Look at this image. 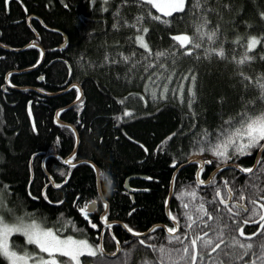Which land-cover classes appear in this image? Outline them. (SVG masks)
Listing matches in <instances>:
<instances>
[{
	"label": "trees",
	"instance_id": "1",
	"mask_svg": "<svg viewBox=\"0 0 264 264\" xmlns=\"http://www.w3.org/2000/svg\"><path fill=\"white\" fill-rule=\"evenodd\" d=\"M195 4L196 0H186L184 12L163 17L142 0H0V44L21 49L34 41L44 51L41 63L34 70L11 74L10 86H6L5 75L35 65L40 49L32 46L13 52L0 47V202L12 210L9 214L34 219L61 236H80L94 245H99L104 230V253L115 251L113 236L121 246L119 253L129 255L126 264H163L158 252L161 246L179 254L174 249L188 245L190 251L185 258L189 260L190 238L195 234L204 240L211 239L214 244L220 242L218 237L222 232L228 244L232 243L229 232L244 244L255 246L264 241V229H243L244 236L236 227L227 229L224 224L223 229L217 217L219 211L210 224L207 217H203L198 221L200 228H195L194 233L186 230V211L195 219V207L199 203H204L211 213L218 209L210 207L211 192L198 189L194 183L196 164L186 165L177 173L169 205V213L179 223L175 235L184 240L183 245L168 243L169 235L161 228L139 239L127 235L117 224L106 227L100 218L107 202V222L122 223L134 232H144L158 224L173 227L165 213V204L172 174L178 166L194 156L207 159L211 163L205 165L201 173V178L205 179L221 164H236L238 159L245 167L254 163L259 148L251 149V158L234 156L233 148H229L231 158L222 161L210 150L200 152L199 147L201 144L207 147V142L223 141L233 126H240L237 120L246 109L264 110L259 89L252 85L245 87L248 82L240 75L242 71L252 78L264 77V40L247 53L252 57L250 62L237 65L233 60L245 54L249 37H264V18L261 17L264 0H200L199 8H195ZM28 16L38 17L45 27L64 34L67 38L64 47L58 49L63 41L59 33L44 29L35 19L30 21L33 33L27 25ZM152 16H161L169 23L153 20ZM137 17H143L142 21L137 22ZM203 18L209 21L204 33L218 28L215 44L209 43L206 35L202 37L196 32ZM143 28L148 29L146 34L138 31ZM141 34L153 54L163 52L165 55L159 59L155 55L149 57L136 43V36ZM182 35L192 37L201 47L182 48L173 40L174 36ZM237 40L239 43L235 42ZM221 46L225 58L215 54L206 58L209 52L205 49ZM188 51L192 54L186 55ZM124 57L129 58L127 63ZM149 64L152 67H147ZM192 74L196 76L194 84L190 79H183ZM169 76L170 82L165 79ZM73 83L80 87L82 100L62 111L59 121L72 125L77 132L75 167L64 164L75 146L74 133L54 119L58 109L76 99L75 88L64 92ZM165 84L169 91L163 93L161 99ZM20 87L51 96L16 89ZM189 87L196 94L191 108ZM125 112L131 115L125 116ZM229 120L232 125L226 123ZM79 161H88L111 176L114 190L110 195L105 193L104 202L100 200L92 166L77 164ZM43 166L54 185L46 177ZM232 170L219 172L214 181L218 182L223 176L226 181L240 186V191L245 190L250 177L241 175V183H235L238 178ZM257 170L258 191L254 192L260 196L261 192L264 194V153ZM140 176L147 179L137 178ZM127 179L129 191L124 189ZM64 180L67 182L61 185ZM184 188L197 192L196 201L188 210L182 207L186 201L178 198ZM99 191L101 193V188ZM92 200L97 201L96 209L84 220L78 206ZM108 229L112 230V236ZM141 240H147L148 247L140 244ZM10 244L13 250L20 252H39L18 234L10 238ZM199 245L197 241L198 251H204ZM227 250L223 243L215 252L209 247L206 251L211 255H204L203 260L198 261L252 264L256 258L250 253L243 259L229 260L222 255V251ZM117 256L98 254L97 258L112 260ZM60 259L67 260L66 257ZM0 264L8 262L0 257Z\"/></svg>",
	"mask_w": 264,
	"mask_h": 264
},
{
	"label": "snow or ice",
	"instance_id": "2",
	"mask_svg": "<svg viewBox=\"0 0 264 264\" xmlns=\"http://www.w3.org/2000/svg\"><path fill=\"white\" fill-rule=\"evenodd\" d=\"M107 2V0H105ZM143 3L151 5L152 8H155L157 12L161 13L163 17H170L173 15V13H179L185 11V3L186 0H142ZM200 6V0H196V4L194 5L195 8H199ZM227 7V5L225 6ZM205 11H210V9H206ZM261 17L264 18V13H261ZM143 17H137V22L142 21ZM153 20L159 21L163 24H168L169 21L166 19H162L161 16H152ZM209 21L206 18L202 19V23L197 26L196 32L200 33V35L207 36V41L209 43L215 44L216 40L215 37L218 32L217 29H213L208 33H204L203 29L207 26ZM130 27H136V25H129ZM115 27V26H114ZM138 31H142V33L146 34L148 32L147 28H143L142 30L138 29ZM136 43L140 48H143L145 52L148 53L149 57L155 55L157 59L159 57H162L165 55L163 52H158L153 54L151 49L149 48V45L145 42V37L143 34L136 36ZM173 40L177 41L182 48L188 47L189 45L191 48L199 49L201 47V44L196 42L192 37H189L187 35L182 36H174ZM264 40V37H249L247 44H246V51L245 54L238 60H236L235 57H233V60L237 63V65H244L246 62H250L252 60V57L249 56L247 53L252 52L258 44H260ZM236 43H239V40L235 41ZM34 46V45H30ZM206 52H209V56L206 58H210L211 54H215L216 56L220 58H225V52L223 47L219 48H212V49H205ZM186 55H191L192 52L188 51L185 53ZM128 57H124L125 63L128 61ZM147 67H152L151 64L147 65ZM174 75V73H173ZM240 75L242 76L243 80L247 81L248 84L245 85L247 87L248 85H252L255 88H258L260 91V97L264 99V77H256L252 78L247 75H245L242 71L240 72ZM165 79L171 81V77H165ZM184 80H191V82L194 84L196 80L195 74H192L190 77L185 76L183 77ZM154 83V81H153ZM163 92L161 94V99L164 98L163 93H167L169 91L167 85H163ZM183 85L180 87V92H183ZM76 91L79 93V89L77 88ZM188 95L191 97L189 100V107L191 108V105L195 102V92L193 91L192 87H189ZM155 96V93H153ZM77 99L79 100L80 97L78 96ZM249 103H252L251 101ZM29 114L31 115V110L29 108ZM59 116V113L57 114ZM125 116H130L131 113L125 112ZM226 123L229 125H232V121L229 120ZM237 123L240 125L239 127L233 126V130L228 133L225 137V139L219 143H211L207 142V147H205L203 144L199 147L200 152H204L206 150H210L214 156H216L218 159H221L222 161H226L230 159L228 155V149L233 148L232 155L234 156H240V155H250L251 149L255 148H261L264 149V144L261 142L264 141V110H261L259 112H255L254 110L246 109L244 112L240 114L239 120H237ZM33 130L35 131V125H33ZM171 139V137H169ZM75 157H72L65 161L66 164L75 167V164H73V160ZM207 163H211V161H207ZM175 166V165H174ZM94 172L96 173V181H97V187L101 188L102 186V180L105 178V172L98 168H93ZM241 172L244 173H252L253 169L251 168H241ZM197 180L199 181V176L197 177ZM67 182V181H65ZM201 185L203 184V181L199 182ZM227 186V182H225ZM56 187H60V185H56ZM99 194V193H98ZM184 193H181V196H183ZM188 196L192 198L193 201L197 198V192L191 191L187 193ZM221 192L219 189L216 191V198L219 199V203L224 205V207L228 210L230 213V216L227 219H232L233 217L237 216L240 211H243L245 213H251V216L247 218L245 223H247L249 220H252L254 216L257 215L256 212V204L257 201L254 198V194L252 197H249V203L253 206L252 208H246L243 205L236 204L229 207V205L225 202L224 199H220ZM228 197L231 198V190L228 193ZM240 200L245 199L243 195H240L238 197ZM47 199V197H45ZM97 201L92 200L90 202H85L83 206H78L81 214L84 216L85 219H88L89 213L92 211V208L96 205ZM6 207V205H4ZM105 209V213L108 209L107 202L103 205ZM182 207L185 210H188L190 208V204L188 202H183ZM233 208L236 209V211H233ZM8 211L11 213L12 210L8 209ZM218 209L213 210L212 213H210L206 208L204 203H199L198 206L195 207L196 212V218H193V215L186 211L185 215L188 220V224L186 225V230H192L193 233L195 232V228H200V224L198 221L202 220L203 217H207L209 221H211L214 218V215L216 212H218ZM170 218L173 220L174 225L173 227L168 228L169 233V240L168 243H174L179 242L180 244H184V240H182L179 236H176V232L179 228V223L177 221L176 217L171 216V213L169 214ZM102 222L107 226L111 227L110 224L107 222V215L103 216ZM259 222H261V227L264 228V206H261V210L259 212ZM91 223V221H89ZM95 227V225H92ZM205 227H208V225H205ZM225 227H227V223H225ZM129 231H132V229H128ZM239 231V234L241 236H244V230L242 228H237ZM77 231H82L77 229ZM14 234H20L25 237V240L30 245H35V247L39 250V253L46 254L44 256L38 255V254H30L28 252L24 253H18L17 251L13 250V246L10 244V238ZM262 233H254L253 235H261ZM133 235H139L138 233L133 232ZM205 235L207 233L205 232ZM228 235L231 236L232 243L228 244L225 240V233H221L218 237L219 243H213L211 239L204 240L202 236L195 234L193 238H190V246H191V253L189 260L186 262V264H197L198 260H203L204 255H211V252H207L206 250L211 247V251L215 252L217 249L221 248V244L223 243L225 245V248L228 249L227 251H222V255L224 257H227L229 260L234 259H243V257L248 256L250 253L251 255L255 256V260L252 261V264H264V241L259 242L257 245H253V243H241L239 240L236 239L235 235H232L231 232L228 233ZM102 239V237H101ZM246 240H251L252 237H245ZM197 241H200L199 248L204 251H198L197 249ZM140 244L145 245L148 247V245L145 244L144 240L139 241ZM155 250V246H152ZM255 248V250H254ZM237 249H242L243 251H237ZM175 252L180 253L182 252L184 255L180 256V261L184 260V257L188 255L190 248L188 245H185L181 249H174ZM159 252L162 253L160 259L163 261L165 257H167L169 260H171L170 253L165 249V247L161 246L159 248ZM98 254H103V246L102 245H94L90 243L87 239H75L73 236L69 235L65 238H61L58 231H54L51 228H45L42 227L41 224L37 223L34 219L32 220H26L24 217H16L15 222L9 223L3 215H0V257H3L5 260H7L8 264H29V261L32 262V264H82L81 257H97ZM66 257L67 260H59L57 257ZM84 264H88V261H84ZM217 264H228V261H222L217 262Z\"/></svg>",
	"mask_w": 264,
	"mask_h": 264
},
{
	"label": "water",
	"instance_id": "3",
	"mask_svg": "<svg viewBox=\"0 0 264 264\" xmlns=\"http://www.w3.org/2000/svg\"><path fill=\"white\" fill-rule=\"evenodd\" d=\"M31 19H35V20H37V21L42 25V27H43L44 29L59 33V34L63 37V41H62V43L59 45L58 49H62V48L64 47V45H65V43H66V41H67V38H66V36H65L64 34H62L61 32H59V31H57V30H53V29H49L48 27H45V26L40 22V20H39L38 17H35V16H28L27 19H26V20H27V25L30 27V29H31V31H32L33 33H35V32L33 31V29H32L31 26H30V21H31ZM30 45H34V47H38V48L40 49V58H39L38 62H37L35 65H33V66H31V67H28V68H26V69H23V70H21V71H10V72H8V73L5 75V83H6V86H10V82H9L8 78L10 77L11 74H21V73H25V72H29V71H31V70H34V69H35V68L41 63V61H42V59H43V57H44V51H43V49H42L39 45H37L36 43H34V41H30L28 44H26V45H25L24 47H22L21 49H14V48H10V47H7V46H4V45H1V44H0V47H1L2 49L7 50V51H13V52H17V51H20V50H24V49H26V48H28V47H32V46H30ZM11 87H12V86H11ZM71 88H75V89L78 88V89H79V93H78L77 97L79 96L80 99L78 100L77 97H76V99H75L71 104H69L68 106H66V107H64V108H62V109H58V110L55 112V115H54L55 122H57L58 124H62V125H64V126L69 127V128L73 131L74 136H75V146H74V149H73L72 153H71L68 157H66V158L64 159V164L67 165V166H68V164H66L65 161H67L68 159L72 158V157L75 155L76 150H77V147H78L79 138H78V135H77V132H76L75 128H74L72 125H70V124H66V123L60 122V121H59V116H58L57 114L59 113V115H60V113H61L62 111L67 110V109H69V108L75 106L76 104H78V103L82 100V91H81L80 87L78 86V84H76V83L70 84L69 87H68L64 92L68 91V90L71 89ZM2 89H4V88H2ZM16 89H18V90H30V91H35V92H37V93H39V94H41V95H44V96H51V94H49V93L41 92V91H39V90H34V89H32V88H29V87H20V88H16ZM56 94H60V93H56ZM56 94H55V95H56ZM262 144H264V141H262ZM263 151H264V149L259 148V150H258V152H257V160H256L255 164H253V166L251 167V169L255 170V169L257 168V166H258V165H257V164H258V159H259V157L261 156V154L263 153ZM207 161H208L207 159H204V158H202V157H200V156H194V157L190 158L188 161H186L184 164L180 165V166H179V167L173 172V174H172V179H171V182H170V188H169L170 191H169V194H168V196H167V199H166V205H165V213H166V215H167V218H168L169 223H170L172 226H175V225H174V222H173V220L170 218V215H169V214H170V213H169V204H170V201H171L172 196H173V186H174V179H175V176H176L177 173H178L183 167H185L186 165H189V164H196V165H197V170H196V173H195V176H194V183L196 184V186H197L198 188H204V187H206V186L210 183V181L212 180L211 177H207L206 179H202V178L200 177V174H201V171H202L203 167H204L205 165H210V163H207ZM81 163H87V164L91 165L92 168L95 167L92 163H90V162H88V161H79V162H77V164H81ZM225 167H228V166L226 165V166H221V167H218V168L221 170V169H223V168H225ZM235 167H236L238 170H240V168H239L238 165L235 166ZM95 168H96V167H95ZM43 171H44L46 177L49 179L50 183H51L52 185H54V183L52 182L50 176L47 174V172H45V170H44V166H43ZM243 173H244V172H243ZM95 175H96V173H95ZM198 176H199V181L197 180V177H198ZM141 179H147V178H146V177H141ZM128 180H129V179H127V181H128ZM65 181H66V180H64V182H63L61 185H64ZM200 181H203V184H202V185L199 183ZM61 185H60V186H61ZM55 187H56V186H55ZM98 193H99L100 200H102V202H104V201H103V197H101V193H100L99 190H98ZM95 209H96V205L92 208V211L89 213V215L92 214V213L95 211ZM79 213L81 214L80 210H79ZM106 213H107V212H106ZM106 213H105V210H104V211L101 213L100 218H102L103 216H105ZM81 215H82V214H81ZM82 216H83V215H82ZM83 217H84V216H83ZM84 220H87V219L84 218ZM108 224H110V225L117 224V225H119V226L122 227L123 231H124L127 235H129V236H131V237H134V238H139V239H140V238L142 239V238L146 237L147 235H149V234L151 233V230L154 229V228H161V229L164 230L165 233L169 234L168 231H167V230H168L167 226H166V225H162V224L154 225V226H152L150 229H148L147 231H144V232H135V233H138L139 235H133V232H134V231H129L128 228H127L124 224H122V223H119V222H108ZM108 234H109L110 236H112V230H111V229H109ZM103 236H104V235H103V232H102V233L100 234V237H99V245H102ZM101 237H102V239H101ZM112 239H113V241H114V243H115V251H114L113 253H105L106 256H107V257H110V258H111V257H114V256H116V255H118L119 252H120V250H121V246H120L119 242H118L116 239H114L113 236H112Z\"/></svg>",
	"mask_w": 264,
	"mask_h": 264
},
{
	"label": "flooded vegetation",
	"instance_id": "4",
	"mask_svg": "<svg viewBox=\"0 0 264 264\" xmlns=\"http://www.w3.org/2000/svg\"><path fill=\"white\" fill-rule=\"evenodd\" d=\"M257 149L258 148H256V150ZM250 151H251V154L247 155V157H249V158H251V155L253 154L252 153L253 150H250ZM240 160L241 159H238V160L235 161L240 169L241 168H251L253 166V164L251 163L250 166L247 165L248 167L247 166L245 167L243 164H241ZM232 171H234L236 173V177L238 178L237 180H235V183H238V184L241 183V181L239 180L241 175L245 174V175L250 177L249 179L251 181H250L249 185H247V188L245 190L240 191V188H241L240 186L238 187V185L232 184L233 183L232 181H230V182L226 181L225 177H223V176L218 182L214 181V179H215L217 174L213 177V179L211 180L209 186L207 188H205V189H207L208 191L211 192V198L212 199H209L210 207H214V208H218L219 209L220 213H219V216H217V217H218L219 222L222 223L220 227H222L224 229L223 226H224L225 223H227V229L228 228L234 229L235 227H236V229L237 228H242V229H264V228L261 227V222H259V212L261 210V206H264V194H263V192H261V194L259 196L257 193L254 192V191H258L257 178H258V172L259 171L257 170V168L255 170H253L252 173H247V174L246 173L243 174V172H241L240 170L238 171V170L234 169ZM225 182H227V186H226ZM217 189H219V191L221 192L220 199H224L225 202L229 205V207H231L232 205L240 204V205H243L246 208H252L253 206L249 203L248 198L252 197L253 194H254V198L257 201V204H256L257 215L254 216L252 218V220H249L247 223H245V221L247 220V218L249 216H251L250 212L249 213H245L243 211H240L237 216L233 217L230 220L227 219L230 216V213L224 207V205L219 203V199L216 198ZM230 190H231V198L228 197V193H229ZM240 195H243L245 197V199L240 200L238 198ZM233 211H236V209L233 208ZM214 218H215V216H214ZM211 222H212V220L211 221L208 220L209 224Z\"/></svg>",
	"mask_w": 264,
	"mask_h": 264
},
{
	"label": "rangeland",
	"instance_id": "5",
	"mask_svg": "<svg viewBox=\"0 0 264 264\" xmlns=\"http://www.w3.org/2000/svg\"><path fill=\"white\" fill-rule=\"evenodd\" d=\"M156 12H157V10L155 9V8H153ZM158 14H160V15H162L161 13H159V12H157ZM191 191H193V189L192 188H184V189H181V191H180V194H179V196H178V198L180 197V198H182V200L183 201H186V202H188L189 204H191V203H193L194 201L192 200V198L190 197V196H188L187 195V193H189V192H191ZM181 193H184V195L183 196H181ZM1 199V198H0ZM196 201V200H195ZM6 205V204H5ZM9 211H8V208L7 207H4V204L3 203H1L0 202V215H3L4 217H5V219L9 222V223H12V222H15V220H16V217H19V216H15V215H12V214H9L8 213ZM36 221V220H35ZM37 223H39V224H41L39 221H36ZM41 226L42 227H45L43 224H41ZM45 228H49V227H45ZM52 229V228H51ZM18 235H20V234H18ZM22 236V235H21ZM61 236V235H60ZM67 236H69V235H65V236H61V238H65V237H67ZM71 236H73V235H71ZM23 238H24V241L26 242V240H25V237L24 236H22ZM73 238H75V239H85V238H83V237H80V236H73ZM145 242H147V240H145ZM27 243V242H26ZM15 250V249H14ZM15 251H17V250H15ZM39 251V250H38ZM18 253H24V252H20V251H17ZM158 252H159V249H158ZM124 253H126V252H124ZM170 253V255H171V258H173L174 257V255H179L176 259L174 258V259H171V260H167L166 258L167 257H165V259L162 261L163 262V264H179V263H181V264H185V262L186 261H188V259L187 258H185L184 257V260L183 261H180V259H179V257L180 256H182V254L181 253H179V254H175V253H171V252H169ZM31 254H34V253H31ZM36 254H38V255H42V256H44V255H46V254H43V253H36ZM159 254L160 255H162V253H160L159 252ZM35 255V254H34ZM128 257H129V255L127 256V254H123V253H119L118 254V256L115 258V259H110V260H107V258H97V257H95V258H92V257H81L80 259H81V262H82V264H84V261H88V264H126L125 262H126V260L128 259ZM161 257V256H160ZM159 257V258H160ZM57 259H58V261L59 260H61L60 259V257L58 256L57 257ZM200 263V261H198V264ZM29 264H32V262L31 261H29ZM144 264H146V263H144ZM148 264H155V263H153V262H148ZM200 264H203V261H201V263ZM211 264H212V262H211Z\"/></svg>",
	"mask_w": 264,
	"mask_h": 264
},
{
	"label": "bare ground",
	"instance_id": "6",
	"mask_svg": "<svg viewBox=\"0 0 264 264\" xmlns=\"http://www.w3.org/2000/svg\"><path fill=\"white\" fill-rule=\"evenodd\" d=\"M259 150V149H258ZM258 152V151H257ZM264 152V151H263ZM261 156H262V154H261ZM261 156L259 157V159H258V164H259V161H260V159H261ZM256 160H257V154H256V156H255V160H254V163L253 164H255V162H256ZM184 164V163H183ZM257 164V165H258ZM182 165V164H181ZM228 166V167H225V168H223V169H219L218 167H221V166ZM235 166H237L236 164H234V163H226V164H221V165H219V166H217L211 173H210V175L208 176V177H211V179H213V177L216 175V174H218L219 172H221L222 170H224V169H228V168H232V169H235V170H238ZM179 167V166H178ZM239 171V170H238ZM244 174V173H243ZM141 177H143V176H140V177H137V178H141ZM175 178H176V176H175ZM172 179V178H171ZM175 180V179H174ZM129 181V180H128ZM128 181L126 180V182H125V184H124V189L125 190H127V191H129L130 190V188H129V184H128ZM171 182V181H170ZM52 185V184H51ZM98 190H99V188H98ZM169 191H170V189H169ZM169 194V193H168ZM166 205V204H165ZM170 205V204H169ZM105 225V224H104ZM113 225H115V224H113ZM106 226V225H105ZM112 226V225H111ZM107 227V226H106ZM154 229H156V228H154ZM154 229H152L151 230V232L154 230ZM109 231V229L107 230V232ZM103 232V235H105V231L104 230H102L101 231V233ZM104 237V236H103ZM103 241V240H102ZM103 254H105L104 253V251H103ZM106 255V254H105Z\"/></svg>",
	"mask_w": 264,
	"mask_h": 264
},
{
	"label": "clouds",
	"instance_id": "7",
	"mask_svg": "<svg viewBox=\"0 0 264 264\" xmlns=\"http://www.w3.org/2000/svg\"><path fill=\"white\" fill-rule=\"evenodd\" d=\"M114 190V182L111 178V176L105 172V178L102 180V186H101V197L105 196V193L111 194Z\"/></svg>",
	"mask_w": 264,
	"mask_h": 264
}]
</instances>
